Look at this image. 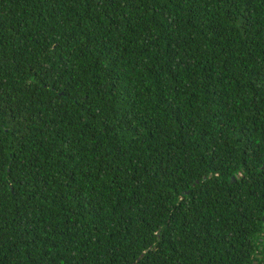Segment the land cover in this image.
Instances as JSON below:
<instances>
[{
	"label": "trees",
	"instance_id": "1",
	"mask_svg": "<svg viewBox=\"0 0 264 264\" xmlns=\"http://www.w3.org/2000/svg\"><path fill=\"white\" fill-rule=\"evenodd\" d=\"M0 264H264V0H0Z\"/></svg>",
	"mask_w": 264,
	"mask_h": 264
},
{
	"label": "water",
	"instance_id": "2",
	"mask_svg": "<svg viewBox=\"0 0 264 264\" xmlns=\"http://www.w3.org/2000/svg\"><path fill=\"white\" fill-rule=\"evenodd\" d=\"M205 178H203V180H204ZM232 181L234 182L235 181V177H232ZM198 183V181H196L195 182V184H197ZM186 194H188V192H186Z\"/></svg>",
	"mask_w": 264,
	"mask_h": 264
}]
</instances>
